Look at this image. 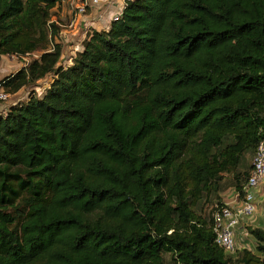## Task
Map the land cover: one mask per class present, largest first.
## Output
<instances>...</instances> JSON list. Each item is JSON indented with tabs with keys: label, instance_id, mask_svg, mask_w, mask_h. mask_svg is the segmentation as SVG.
<instances>
[{
	"label": "trees",
	"instance_id": "16d2710c",
	"mask_svg": "<svg viewBox=\"0 0 264 264\" xmlns=\"http://www.w3.org/2000/svg\"><path fill=\"white\" fill-rule=\"evenodd\" d=\"M125 3L64 65L63 4L0 0V60L35 56L4 90L53 76L0 114V264H264L197 210L264 141V0Z\"/></svg>",
	"mask_w": 264,
	"mask_h": 264
},
{
	"label": "built area",
	"instance_id": "2783aa9c",
	"mask_svg": "<svg viewBox=\"0 0 264 264\" xmlns=\"http://www.w3.org/2000/svg\"><path fill=\"white\" fill-rule=\"evenodd\" d=\"M57 3H67L72 9V17L68 24L63 25L67 28H74L81 24L82 16L86 15L89 9L103 6L111 3V0H56ZM128 1V0H126ZM126 4V3H125ZM119 9L112 17L117 20L125 7ZM52 22V21H51ZM59 35V34H58ZM60 36H62L60 34ZM11 94L6 92L0 82V100L6 101ZM264 187V141H261L255 151L252 161V171L248 177L244 187V195L237 192V197L241 199L236 207L227 203L218 205L212 214L213 231L215 233V241L218 245L224 247L230 254L236 252V229L241 221L248 219L257 211L255 190Z\"/></svg>",
	"mask_w": 264,
	"mask_h": 264
},
{
	"label": "rangeland",
	"instance_id": "374dc122",
	"mask_svg": "<svg viewBox=\"0 0 264 264\" xmlns=\"http://www.w3.org/2000/svg\"><path fill=\"white\" fill-rule=\"evenodd\" d=\"M111 3H112V0H111ZM68 8H69V5L67 3H64L56 10H53L51 21L59 27V35L56 37V39H54V43L60 42L64 47L68 49L72 48L69 52V54H72L76 52L75 48L80 47V46L74 47L76 44H78V42H80V38L77 33L84 34L85 32H88L89 30L93 28L102 30L105 28V25L104 24L97 25L101 21H95L93 22L94 25L92 26L88 25L87 27H85L84 24H79L78 26L76 25V27L74 28L64 27L63 25L68 24V22L70 21L69 16L67 15ZM60 34L62 36H60ZM34 57L35 56L31 55L29 59H32ZM68 60H70V57L64 58L63 62L67 64ZM48 82L49 81L46 80L35 86L33 85V87L28 90L29 94L31 92L32 93L34 92L35 94H37L38 97H43L46 92L45 90H46V87L48 86ZM29 94H28V97H29ZM253 157H254V153L253 154L249 153L246 155L243 165L240 168L241 171L251 170ZM232 177H233L232 174L227 176V180H225L222 186V190L218 192L219 196L217 194H213L209 197H205L200 202V204L197 207L198 212L205 214L207 216H212L218 204L226 203L229 199H231L232 197L236 195L238 191L233 186H231V183H230ZM256 205H257V211L254 214V216L241 221V223L243 222L242 225H243L244 231L241 232V237L238 239V243H236L238 248L239 247L253 248L255 246V240H253L254 238L246 229L247 225L259 226V224H261L260 227L264 226V197H262L260 200L256 199ZM258 218L263 219V221H261V223H258L257 222ZM165 257L167 261L169 262L171 259L170 254L169 253L165 254Z\"/></svg>",
	"mask_w": 264,
	"mask_h": 264
},
{
	"label": "crops",
	"instance_id": "0c3cea01",
	"mask_svg": "<svg viewBox=\"0 0 264 264\" xmlns=\"http://www.w3.org/2000/svg\"><path fill=\"white\" fill-rule=\"evenodd\" d=\"M125 2H126V0H112L111 4L110 3L104 4L103 6L101 5L98 7L91 8L86 15L82 16L81 24H84L85 27H87L88 25L89 26L94 25L93 22H95V21H101L97 25H99V24L103 25L104 24L105 28L102 30H107L110 27L113 15L119 9H121L124 6ZM67 15L69 16V20H71V17H72L71 6L67 9ZM60 26H61V24H60ZM93 29H95V28H93ZM96 30H99V29H96ZM77 34L80 38V42H78V44H76L74 47H78V46H80V47L75 48V51H76L75 53L69 54V52L72 48L68 49V48L63 46L61 62L64 65L72 64L73 58L76 56L77 52L81 51L83 48L82 43L86 37L87 32H85L84 34L83 33L82 34L77 33ZM66 50H67V52H66ZM68 57H70V60H68L67 64H65V62H63V60H64V58H68ZM29 60H30L29 57H24V56L21 57L18 55L2 56V58L0 60V82L6 76H9L13 73H16L22 67L26 66V64ZM46 80L49 81L48 86L46 87V89H47V88H49L51 82L53 81L52 75H49V76L45 77L44 79L39 80L37 84H40L41 82L46 81ZM29 89H30V87H23L19 91L15 92V93H11V96L8 100H6V101L0 100V114L5 115L12 105H15L19 102H23V101L28 100V94H29L28 90ZM262 197H264V187H260L259 189L255 190V198L257 200H260ZM240 201H241V199L237 197V193H236V195L234 197H232L231 199H229L226 203L231 205V206L236 207L237 205H239ZM261 221H263V219L258 218L257 222L261 223ZM242 223H240V225L236 229V243H238V239L241 237V232L244 231ZM260 226H261V224H259V227ZM262 227L264 228V226H262Z\"/></svg>",
	"mask_w": 264,
	"mask_h": 264
}]
</instances>
